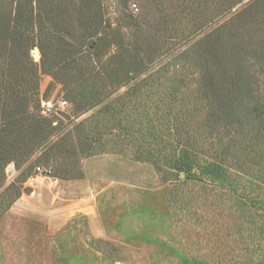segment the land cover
Returning <instances> with one entry per match:
<instances>
[{
  "label": "rangeland",
  "instance_id": "rangeland-1",
  "mask_svg": "<svg viewBox=\"0 0 264 264\" xmlns=\"http://www.w3.org/2000/svg\"><path fill=\"white\" fill-rule=\"evenodd\" d=\"M98 1L101 32L56 58L58 78H41L40 110L68 101L49 117L53 157L6 167V186L23 182L0 216V264H264V147L255 129L246 148L215 124L200 92L232 31L264 50V4L239 20L250 0ZM30 54L41 65L40 47ZM250 70L264 100V57ZM85 79L95 99L72 100ZM185 145L201 162L225 161L228 178L174 167Z\"/></svg>",
  "mask_w": 264,
  "mask_h": 264
},
{
  "label": "trees",
  "instance_id": "trees-1",
  "mask_svg": "<svg viewBox=\"0 0 264 264\" xmlns=\"http://www.w3.org/2000/svg\"><path fill=\"white\" fill-rule=\"evenodd\" d=\"M256 4L261 6L264 0H250L233 16L243 20L246 9ZM104 15L98 0H0V216L22 192L23 180L6 186L8 164L49 163L53 157L51 137L56 126L50 116L40 113L42 75L51 73L58 78L53 69L56 58L66 62L71 54L81 53L86 37L90 42L101 32ZM76 37L77 46L69 41ZM214 40H219V35ZM34 46L42 52L41 65L30 54ZM225 51V64L219 61L217 74L205 62L200 86L202 98L211 105L215 124L222 125L229 135H237L246 148L249 145L246 134L255 129L252 139L255 137L257 145L263 148L264 100L258 95L250 66L252 60L264 57V50L251 32L240 28L231 32ZM85 81L87 86L83 89ZM75 83L70 86L72 100L79 95L95 99L96 89L89 80ZM174 167L186 173L198 167L208 177L228 178L225 161L201 162L195 150L187 145Z\"/></svg>",
  "mask_w": 264,
  "mask_h": 264
},
{
  "label": "built area",
  "instance_id": "built-area-1",
  "mask_svg": "<svg viewBox=\"0 0 264 264\" xmlns=\"http://www.w3.org/2000/svg\"><path fill=\"white\" fill-rule=\"evenodd\" d=\"M67 105H68V101L62 97L42 100L40 113L43 116H50L55 112H57L58 110L65 109Z\"/></svg>",
  "mask_w": 264,
  "mask_h": 264
},
{
  "label": "bare ground",
  "instance_id": "bare-ground-1",
  "mask_svg": "<svg viewBox=\"0 0 264 264\" xmlns=\"http://www.w3.org/2000/svg\"><path fill=\"white\" fill-rule=\"evenodd\" d=\"M36 56H38V50H36Z\"/></svg>",
  "mask_w": 264,
  "mask_h": 264
},
{
  "label": "water",
  "instance_id": "water-1",
  "mask_svg": "<svg viewBox=\"0 0 264 264\" xmlns=\"http://www.w3.org/2000/svg\"><path fill=\"white\" fill-rule=\"evenodd\" d=\"M183 175H185L183 172H182Z\"/></svg>",
  "mask_w": 264,
  "mask_h": 264
}]
</instances>
